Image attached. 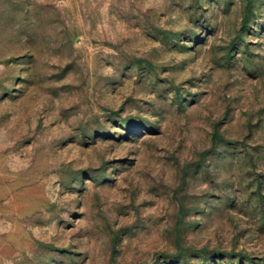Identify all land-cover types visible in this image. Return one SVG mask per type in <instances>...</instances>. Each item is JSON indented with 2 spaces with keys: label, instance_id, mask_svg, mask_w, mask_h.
I'll return each mask as SVG.
<instances>
[{
  "label": "rangeland",
  "instance_id": "rangeland-1",
  "mask_svg": "<svg viewBox=\"0 0 264 264\" xmlns=\"http://www.w3.org/2000/svg\"><path fill=\"white\" fill-rule=\"evenodd\" d=\"M0 264H264V0H0Z\"/></svg>",
  "mask_w": 264,
  "mask_h": 264
}]
</instances>
